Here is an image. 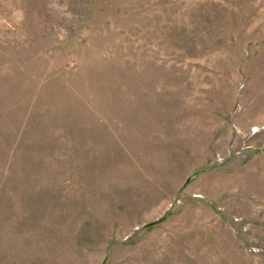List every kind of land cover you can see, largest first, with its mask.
I'll return each instance as SVG.
<instances>
[{
  "label": "rangeland",
  "instance_id": "1",
  "mask_svg": "<svg viewBox=\"0 0 264 264\" xmlns=\"http://www.w3.org/2000/svg\"><path fill=\"white\" fill-rule=\"evenodd\" d=\"M0 264H264V0H0Z\"/></svg>",
  "mask_w": 264,
  "mask_h": 264
}]
</instances>
